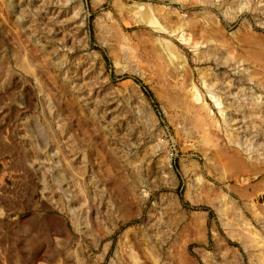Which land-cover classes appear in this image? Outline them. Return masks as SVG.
I'll return each mask as SVG.
<instances>
[{
    "label": "rangeland",
    "instance_id": "rangeland-1",
    "mask_svg": "<svg viewBox=\"0 0 264 264\" xmlns=\"http://www.w3.org/2000/svg\"><path fill=\"white\" fill-rule=\"evenodd\" d=\"M0 264H264V0H0Z\"/></svg>",
    "mask_w": 264,
    "mask_h": 264
},
{
    "label": "bare ground",
    "instance_id": "bare-ground-1",
    "mask_svg": "<svg viewBox=\"0 0 264 264\" xmlns=\"http://www.w3.org/2000/svg\"><path fill=\"white\" fill-rule=\"evenodd\" d=\"M134 14H135V13H134ZM150 21H151V20H150ZM150 23H151V22H150ZM181 36H182V35H181ZM125 47H126V46H125ZM123 48H124V47H123ZM171 48H172V47H171ZM171 48H170V49H171ZM125 53H126V52H125ZM129 55H131V54H129ZM125 56H127V55H125ZM26 67H27V66H26ZM30 69H31V68H30ZM201 119H202V118H201Z\"/></svg>",
    "mask_w": 264,
    "mask_h": 264
}]
</instances>
